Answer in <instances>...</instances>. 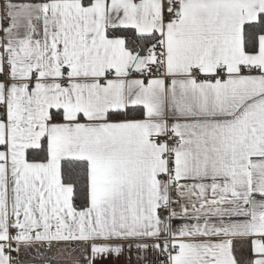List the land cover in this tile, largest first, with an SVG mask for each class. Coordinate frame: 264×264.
<instances>
[{"label": "snow or ice", "instance_id": "1", "mask_svg": "<svg viewBox=\"0 0 264 264\" xmlns=\"http://www.w3.org/2000/svg\"><path fill=\"white\" fill-rule=\"evenodd\" d=\"M264 264V0H0V264Z\"/></svg>", "mask_w": 264, "mask_h": 264}, {"label": "crops", "instance_id": "2", "mask_svg": "<svg viewBox=\"0 0 264 264\" xmlns=\"http://www.w3.org/2000/svg\"><path fill=\"white\" fill-rule=\"evenodd\" d=\"M119 264H125V261L123 258L120 260Z\"/></svg>", "mask_w": 264, "mask_h": 264}]
</instances>
